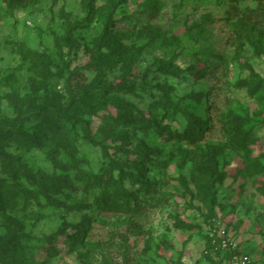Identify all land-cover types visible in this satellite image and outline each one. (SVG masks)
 <instances>
[{
    "label": "rangeland",
    "instance_id": "obj_1",
    "mask_svg": "<svg viewBox=\"0 0 264 264\" xmlns=\"http://www.w3.org/2000/svg\"><path fill=\"white\" fill-rule=\"evenodd\" d=\"M0 129V264H264V26L227 0H0Z\"/></svg>",
    "mask_w": 264,
    "mask_h": 264
},
{
    "label": "trees",
    "instance_id": "obj_2",
    "mask_svg": "<svg viewBox=\"0 0 264 264\" xmlns=\"http://www.w3.org/2000/svg\"><path fill=\"white\" fill-rule=\"evenodd\" d=\"M92 1L93 0H86V12L90 11L91 6H92ZM123 1H125V0H123ZM227 1H228V14H229L231 19H236L237 22L240 21L244 24L249 23V24L264 26V0H255L256 8L251 9V10H247V11H240V8L238 5L239 0H227ZM114 7H115V4H112L110 6L109 14L114 11ZM107 18L109 20L110 16H108ZM107 18L104 20V22L106 23V27H107ZM74 27H76V25H68L67 30H71ZM120 54H121V50L117 46L110 47V51L106 52V53L102 52L101 50H98L97 52H95L92 55V62L91 63H92V65L96 66V69L98 71V75H100V76L105 75V77L109 78V76L107 75V73L105 71V68L107 65H110V67H113V65L115 63L110 64V62H113L117 57L120 56ZM159 68L161 69V71L163 73L168 75L171 79L179 80L180 71L177 67H174V66H172L170 64H166V63H160ZM61 71L65 74H71L72 73V71L69 69H61ZM213 72L214 71H212V74L214 75ZM100 80H101V83L104 82L103 81L104 79H100ZM100 85L101 84L99 81V87H100ZM109 86H112V85H109ZM185 86H187L186 83H185ZM108 87L106 85L101 86L99 88L100 93H102V94L105 93L108 90ZM119 88H123V89L128 88L130 90L129 87H125V84L123 83V81L120 82ZM154 100H155L154 97L150 98L151 102H153ZM35 109H36V107H28L27 111H32ZM137 119L139 121H142V122H144V121L148 122L149 121V119L145 116L144 111H137ZM8 124H9L8 126L10 129L13 128L19 132H23V133L26 132L21 119L11 121ZM200 126L207 127V125H205V124L204 125L200 124ZM193 128L194 127H192L191 129H193ZM7 134H8L7 130H1L0 129V138H2L3 136H5ZM27 137L29 138L30 142L34 141L33 135L31 133H29L28 131H27ZM139 152H140V154H142L141 158H144L146 156V153L144 150L138 151V152L136 151V153H139ZM138 164H139V162H138ZM144 187L146 188V185ZM117 193L120 194L121 197H125L127 200H133V196L125 188H121V189L118 188ZM106 194L107 193L105 191H103L102 193L97 195L95 197L96 202L103 205V203H101V202H103V199L106 198ZM11 223H12L13 227H15L18 230V232H21L19 225H17L12 220H11ZM214 236H215V234H214ZM215 239H216L215 237L208 235L207 236V245L211 249L212 248L216 249L217 253H220L223 250L221 247V244H220V240H218V239L215 240ZM223 251H224L223 257H224V259L227 258L229 263L233 262V256L234 255L242 256L239 254V251H237L236 249L226 250V251L223 250ZM207 252H208V250H207ZM248 264H251V261Z\"/></svg>",
    "mask_w": 264,
    "mask_h": 264
},
{
    "label": "built area",
    "instance_id": "obj_3",
    "mask_svg": "<svg viewBox=\"0 0 264 264\" xmlns=\"http://www.w3.org/2000/svg\"><path fill=\"white\" fill-rule=\"evenodd\" d=\"M223 246H226V244L223 243ZM233 261L235 263L248 264V263H250V258L248 256H246V255H242V256L234 255L233 256Z\"/></svg>",
    "mask_w": 264,
    "mask_h": 264
}]
</instances>
